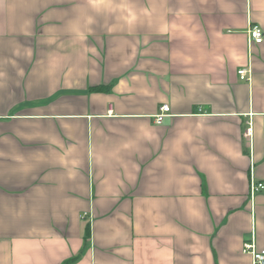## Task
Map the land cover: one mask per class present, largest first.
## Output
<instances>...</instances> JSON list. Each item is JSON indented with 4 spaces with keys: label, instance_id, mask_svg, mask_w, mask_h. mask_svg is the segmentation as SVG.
Here are the masks:
<instances>
[{
    "label": "crops",
    "instance_id": "1",
    "mask_svg": "<svg viewBox=\"0 0 264 264\" xmlns=\"http://www.w3.org/2000/svg\"><path fill=\"white\" fill-rule=\"evenodd\" d=\"M251 182L264 0H0V264H252Z\"/></svg>",
    "mask_w": 264,
    "mask_h": 264
},
{
    "label": "built area",
    "instance_id": "2",
    "mask_svg": "<svg viewBox=\"0 0 264 264\" xmlns=\"http://www.w3.org/2000/svg\"><path fill=\"white\" fill-rule=\"evenodd\" d=\"M248 37L250 43L260 44L263 41V33L262 31L254 26L249 29ZM237 75L241 81L249 80V71L245 69H241L237 72ZM169 112L168 106H161L159 109V114L155 117L156 124H161L164 117L167 116ZM250 134V131H247V135ZM264 189V185L262 183L251 182L250 184V194L251 196L256 192L262 191ZM82 220L90 219L89 214L84 213L81 216ZM241 252L243 254H248L251 256L252 264H264V250H258L255 246V243L250 240L243 244Z\"/></svg>",
    "mask_w": 264,
    "mask_h": 264
}]
</instances>
